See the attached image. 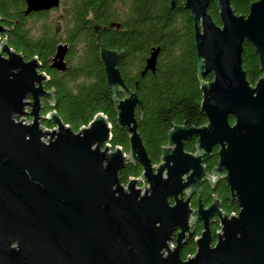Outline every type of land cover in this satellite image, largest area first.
I'll return each mask as SVG.
<instances>
[{
	"label": "water",
	"instance_id": "1",
	"mask_svg": "<svg viewBox=\"0 0 264 264\" xmlns=\"http://www.w3.org/2000/svg\"><path fill=\"white\" fill-rule=\"evenodd\" d=\"M59 1L25 0L24 13L57 7ZM176 1L170 0L169 8ZM211 1L220 23L208 11ZM183 7L193 19L200 110L207 121L173 124L157 164L138 131L135 109L141 108L142 117V100L119 69L123 49L100 45L96 33L115 100V123L128 134L126 155L117 145L111 150L112 125L104 113L77 131L55 109L42 114V101L51 106L55 98L53 89L43 86L47 75L39 70L38 57L25 59L0 38V264H264V0L252 1L246 14L237 13L231 0H183ZM88 16L95 31L105 27L92 20L90 11ZM3 19L8 18L0 17V34L7 31ZM244 40L253 45L262 72L254 84L242 67ZM67 48L58 45L51 58L59 70L66 68ZM159 51V46L151 50L141 74L155 70ZM208 73L212 79H206ZM24 114L30 122L16 120ZM192 137L194 152L184 148ZM214 145L218 162L210 177L203 162ZM127 161L138 162L142 171L124 186L118 173ZM221 169L239 207L230 215L218 208L215 194L207 207L200 201L201 181L213 185ZM141 178L149 187L143 183L139 196L135 185ZM187 187L198 191L193 222L201 220L203 230L194 254L183 260L182 237L194 230L184 234L192 210L189 197L182 198ZM214 215L220 230L212 243ZM177 227V242L170 248Z\"/></svg>",
	"mask_w": 264,
	"mask_h": 264
},
{
	"label": "trees",
	"instance_id": "2",
	"mask_svg": "<svg viewBox=\"0 0 264 264\" xmlns=\"http://www.w3.org/2000/svg\"><path fill=\"white\" fill-rule=\"evenodd\" d=\"M177 0L169 8L170 0H64L63 26L74 40L67 51L68 68L65 71L51 69L50 58L56 46L50 40L53 33L48 11L25 14V0H0V17L7 31L1 34L10 47L20 52L25 59L38 57L40 69L51 74L47 87L55 88V109L62 120L74 131L87 125L97 113H104L111 123V145L128 149V134L115 123L113 92L107 85L103 64L99 58V45L124 51L119 69L129 89L136 90L142 100L136 107L138 131L152 162L160 157L162 145L167 143V133L173 124L200 126L206 123V115L200 110L202 92L198 77L197 55L194 42L193 19ZM254 0H231L237 13L246 14ZM89 11L106 29L97 33L89 25ZM208 11L216 23H220L218 7L211 1ZM29 19L35 24L29 26ZM120 23L119 27L110 22ZM33 24V25H34ZM34 27V28H33ZM159 46L154 71L141 74L146 57ZM242 67L250 83H255L261 74L258 57L249 44H244ZM208 73L206 79H212ZM125 92H119L122 97ZM233 121V117H229ZM172 122V123H171ZM43 125H52L43 121ZM196 140L186 141L184 148L194 150ZM216 157V154H214ZM139 165L126 162L120 170L124 183L130 175H138ZM229 205L227 210L237 209ZM195 250V244L188 249Z\"/></svg>",
	"mask_w": 264,
	"mask_h": 264
},
{
	"label": "flooded vegetation",
	"instance_id": "3",
	"mask_svg": "<svg viewBox=\"0 0 264 264\" xmlns=\"http://www.w3.org/2000/svg\"><path fill=\"white\" fill-rule=\"evenodd\" d=\"M25 6H26V4H25ZM67 8H69V7H66V5H64V0H60L59 1V5L57 7H52L50 9H48V10H40V11H48L50 14L52 12L58 11V14L59 15L55 16L56 15L55 14L54 16H51V18H52L51 19V26H52L53 33H50V35H49V36H51L50 37L51 38L50 40H52V42L54 43V45L56 47L58 45H67V47L69 48V46L72 43L85 44V41L84 40H78V41H76V40L73 39V37L71 38L69 36L68 32H67V28L65 26H63L64 24H63L62 20L64 21V18H66V16L63 13H64V11ZM34 12H39V11H34ZM30 13H32V12H30ZM86 18L89 21V25L94 30L93 24L91 22V19L89 18L88 15L86 16ZM92 20H94L93 19V16H92ZM100 25H105V27L103 28L102 26H99L98 30L97 31L94 30V32L98 33L99 30L106 29L107 28L106 24H101L100 23ZM245 43L246 44H249L253 48V51H254V47H253V45L250 42H248L247 40H244L243 46H244ZM68 48H67V51H68ZM67 51L64 54V61L66 62V68H65V70L68 68V61L66 59ZM242 52H243V50H242ZM254 53L256 54L255 51H254ZM257 57H258V55H257ZM51 58H50V61H51ZM258 63H259V59H258ZM49 66H50L51 69H55V70H57L59 72L60 71H65V70H59L58 68H56L55 66H53L51 64H49ZM39 70L42 71V72H44L47 75V80L43 82L44 88L45 89H51L52 88L53 89V92L55 93V88L54 87H47V84H48V82H50V79H51V74L50 73H47V71L42 70L40 68H39ZM261 75H262V72L259 75V77ZM42 104L44 105L43 110H41V113L42 114H46L48 111L52 110V109H49L50 106L48 105V103L46 101L43 100L42 101ZM190 140H196V137H192V138H190L188 140H185L184 141V145H185V142L186 141H190ZM165 145H167V143ZM145 148H146V146H145ZM128 149H129V146H128ZM217 150H218V146L217 145H214L213 148H212V150H211L210 156L206 160H204V162H203V164L205 166V171L209 174L210 177H212V168L214 166H217V162H218ZM187 151H191V150H187ZM194 151H195V149L192 150L191 152H194ZM161 153H162V149H161ZM214 154H216V157H212V156H215ZM160 156H161V154H160ZM159 161H160V157L157 160V162L159 163ZM128 162H131V161H128ZM151 162H152V160H151ZM157 162H152V164H155ZM132 163L135 164V165H139L140 166V164L138 162H132ZM120 170H121V168H120ZM120 170H119V173H120ZM141 171H142V169H141ZM141 171H140V173L138 175H130L128 177L127 181L124 182V183L121 181L120 175L118 173L119 178H120V183H122L124 186H126L128 184V181H129L130 177H134V178L140 177L141 176ZM225 172L226 171L224 169H221L220 171H218V179L215 181V183L213 185H211L209 179H203L201 181V183H200V189H201V193H200V198L201 199H200V201L202 202V205L204 207H207V206H209L213 202V195L212 194H215L216 197L221 201V203L218 204V208L220 210H222L223 212H225L226 214L230 215L231 213H237L239 207H237L236 210L235 209H233L232 211H228L227 210V208H228L229 205H235V204L237 205V202H236V199L234 197H232V199H231L230 189L227 186V184H226V182H225V180L223 178V175L225 174ZM143 183H144V185L147 188L149 187V183H148V181H146L145 178H141L140 181L135 185V188H140V190H139V196L144 195L145 186L143 185ZM183 191H184V193H183L182 198L183 199H186L187 197H189L188 206L190 207V209H192L190 211L189 215H188V218H187V224H188L189 227H188V229H186L184 231V234H186V233H188V230H192L193 229V226H194L193 220L196 217V212L194 210L198 206V201H197L198 191H193V192L190 193L189 187L185 188ZM146 193H149V191H146ZM168 201H169V203L171 205L174 204L173 197H168ZM213 219L214 220L211 222L210 227H209L210 228V231H211V240H212V243L215 242V240H216V233H217L218 229H220L219 218L216 215H214L213 216ZM202 230H203V222L201 220L200 221H196L193 232L189 236L184 235L182 237V239L184 241L182 242L181 247H180V256H181V258L183 260H186L187 258L191 257L194 254L195 250L193 252H189L190 250H188V249L192 246V244H195V249H196V238L201 234V231ZM178 231H180V228L179 227H177L176 229H174L171 232L170 239H169V242H168V245H169L170 248H173L176 245V242H177L176 238H177V232Z\"/></svg>",
	"mask_w": 264,
	"mask_h": 264
},
{
	"label": "rangeland",
	"instance_id": "4",
	"mask_svg": "<svg viewBox=\"0 0 264 264\" xmlns=\"http://www.w3.org/2000/svg\"><path fill=\"white\" fill-rule=\"evenodd\" d=\"M55 14H56V15H55ZM54 15H55V16L59 15V14H58V11L52 12V13L50 14V16H54ZM2 23H3V22H2ZM33 24H34V23L29 19L28 25L31 26V27H32V26L36 27V25L39 24V23H35L34 25H33ZM34 27H33V28H34ZM1 36H2V35L0 34V38L3 39V37H1ZM1 39H0V40H1ZM252 84H254V83H252ZM28 117H29L30 120H31V117H30V116H28ZM42 124H43V123H42ZM44 125H45V124H44ZM46 126H47V128H51V127H52V125H45V127H46ZM83 126H85V125H83ZM195 143H196V142H195ZM119 147L121 148V146H119ZM110 148H111V150H112V149H113V146H111ZM121 149L124 151L125 155L129 152V149H127V150H124L123 148H121ZM194 149H195V147H194ZM157 163H158V162H157ZM157 163H155V164H157ZM219 176H220V175H219ZM219 230H220V229H218V231H219Z\"/></svg>",
	"mask_w": 264,
	"mask_h": 264
},
{
	"label": "built area",
	"instance_id": "5",
	"mask_svg": "<svg viewBox=\"0 0 264 264\" xmlns=\"http://www.w3.org/2000/svg\"><path fill=\"white\" fill-rule=\"evenodd\" d=\"M25 111L29 110V107L26 105L24 108ZM22 119V120H21ZM16 120H21L23 122H30V118L28 117V115L24 114V115H20L18 117H16ZM46 139V138H45Z\"/></svg>",
	"mask_w": 264,
	"mask_h": 264
}]
</instances>
